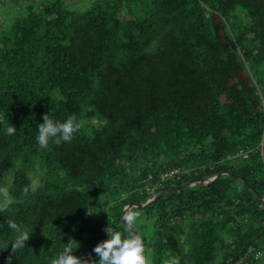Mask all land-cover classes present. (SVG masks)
I'll return each instance as SVG.
<instances>
[{
    "label": "trees",
    "instance_id": "16d2710c",
    "mask_svg": "<svg viewBox=\"0 0 264 264\" xmlns=\"http://www.w3.org/2000/svg\"><path fill=\"white\" fill-rule=\"evenodd\" d=\"M5 1L24 10L0 28V186L17 165L0 264H51L65 244L96 264L107 231L131 235L127 205L221 172L133 208V225L151 264H257L244 259L264 250V0ZM46 113L75 114L70 142L38 147ZM17 229L29 237L13 250Z\"/></svg>",
    "mask_w": 264,
    "mask_h": 264
},
{
    "label": "clouds",
    "instance_id": "9594fccd",
    "mask_svg": "<svg viewBox=\"0 0 264 264\" xmlns=\"http://www.w3.org/2000/svg\"><path fill=\"white\" fill-rule=\"evenodd\" d=\"M36 143L40 149H47L49 142L60 145L61 142H70L74 134L79 130L80 123L75 114L70 115L67 119L60 121L52 118L49 113L43 116V123L37 126ZM17 130L10 125L7 128V134L13 135ZM137 214L125 213L123 220L125 225L134 223ZM14 229L15 224L11 225ZM107 231V230H106ZM18 235L11 243L13 250L18 247H24L25 241L29 234L17 229ZM131 235L123 236L120 231H113L108 234V238L98 243L93 249L99 257L96 264H151V259L147 254L146 243L144 238L129 228ZM54 258L51 264H84L81 258L75 256L70 246ZM9 264L11 261L9 260Z\"/></svg>",
    "mask_w": 264,
    "mask_h": 264
},
{
    "label": "rangeland",
    "instance_id": "374dc122",
    "mask_svg": "<svg viewBox=\"0 0 264 264\" xmlns=\"http://www.w3.org/2000/svg\"><path fill=\"white\" fill-rule=\"evenodd\" d=\"M50 0H36V4L39 5L43 2H47ZM65 4L73 10L76 11H85L90 7V4L94 0H64ZM2 4V3H1ZM22 9H17L11 6V4L4 0L3 5L0 6V28L7 27L10 25L11 21H13L16 17L22 14ZM17 165H15L8 173L6 174L4 183L0 186V209L6 207L10 202H12V198H10L7 194V188L11 184L14 176V172L16 170ZM43 171L37 168L36 170H32L29 172V176L34 181L35 185L39 183L41 177L43 176ZM257 264H264V253L262 254L259 262Z\"/></svg>",
    "mask_w": 264,
    "mask_h": 264
},
{
    "label": "water",
    "instance_id": "95a60500",
    "mask_svg": "<svg viewBox=\"0 0 264 264\" xmlns=\"http://www.w3.org/2000/svg\"><path fill=\"white\" fill-rule=\"evenodd\" d=\"M228 174H230V173H228V172H221V173H219V174H217V175H215V176H213V177H211V178L199 177V178H195V179H194L193 181H191V182L183 183V184L178 185V186H175V187H173V188L163 190V191L157 193L156 195H154L152 198H150V199H149L148 201H146L145 203H141V204H133V203H132V204L127 205V206L124 208L123 217H124V215H125L126 212H127V213H130V211H131L133 208H136V209H138V210H142V209H144V208H146V207H149V206L155 204V203H156L161 197L167 195V194L170 193V192L178 191V190L184 189V188H186V187H191V186L196 185L197 183H200V184H202V185H208V184H210V183H212V182L218 180L221 176H223V175H228ZM235 176H236V175H235ZM236 177H238L241 181H243V182H244L247 186H249L250 188H253L252 185H250V184H249L247 181H245L243 178H241V177H239V176H236ZM254 192H255V194L257 195V197H258L259 199L264 200V199L260 196V194H259L257 191L254 190ZM123 217H122V219H123ZM123 222H124V220H123ZM124 224H125V223H124ZM127 228H128V229L131 228L135 233L139 234L138 231L136 230L135 226L133 225V223H132L131 225H127Z\"/></svg>",
    "mask_w": 264,
    "mask_h": 264
},
{
    "label": "built area",
    "instance_id": "2783aa9c",
    "mask_svg": "<svg viewBox=\"0 0 264 264\" xmlns=\"http://www.w3.org/2000/svg\"><path fill=\"white\" fill-rule=\"evenodd\" d=\"M1 6V4H0ZM263 142L261 143L262 147H263ZM263 149H262V155H263V158H264V153H263ZM238 157H246V154H244L243 152H241ZM173 173H170V174H166L165 176L167 175H172ZM264 253V250L262 249H256V248H253V249H250L244 259V261H246L249 257H253L255 259H259L261 258L262 254ZM84 264H93V259L90 257V256H86L85 257V261H84Z\"/></svg>",
    "mask_w": 264,
    "mask_h": 264
}]
</instances>
